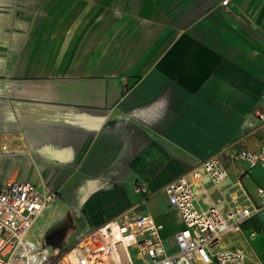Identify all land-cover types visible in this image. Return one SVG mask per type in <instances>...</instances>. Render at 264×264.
<instances>
[{"label": "crops", "instance_id": "crops-1", "mask_svg": "<svg viewBox=\"0 0 264 264\" xmlns=\"http://www.w3.org/2000/svg\"><path fill=\"white\" fill-rule=\"evenodd\" d=\"M260 112L264 0H0V182L64 196L90 229L149 214L172 251L164 188L216 158L228 178L198 205L253 214L215 250L264 264V168L231 157L258 149Z\"/></svg>", "mask_w": 264, "mask_h": 264}, {"label": "built area", "instance_id": "built-area-1", "mask_svg": "<svg viewBox=\"0 0 264 264\" xmlns=\"http://www.w3.org/2000/svg\"><path fill=\"white\" fill-rule=\"evenodd\" d=\"M257 119L258 149L244 148L231 154L233 160L245 161L249 168H264V113H258ZM1 141L0 134V149ZM227 178L226 168L210 158L166 184L168 203L183 224L174 235L172 251L167 250L162 237L163 224L152 215L128 210L90 229L69 252L56 258L57 253L30 237L37 219L55 201V193L28 181L0 182V264H245L243 249L215 247L225 233L250 217L252 210L234 204L223 213L216 205H198V182L208 179L220 185ZM257 195L264 201V188H258ZM261 209L256 207L254 213L260 214Z\"/></svg>", "mask_w": 264, "mask_h": 264}, {"label": "rangeland", "instance_id": "rangeland-1", "mask_svg": "<svg viewBox=\"0 0 264 264\" xmlns=\"http://www.w3.org/2000/svg\"><path fill=\"white\" fill-rule=\"evenodd\" d=\"M135 201H138V197H135ZM70 206L64 196L57 195L55 202L41 214L35 224L34 238L40 245L57 253L55 258L69 252L79 237L90 231V227L82 221L81 210Z\"/></svg>", "mask_w": 264, "mask_h": 264}]
</instances>
